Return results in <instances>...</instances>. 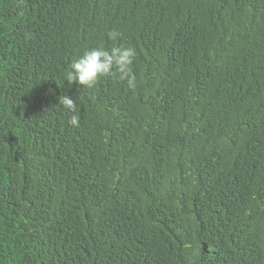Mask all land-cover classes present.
Segmentation results:
<instances>
[{
    "label": "trees",
    "instance_id": "16d2710c",
    "mask_svg": "<svg viewBox=\"0 0 264 264\" xmlns=\"http://www.w3.org/2000/svg\"><path fill=\"white\" fill-rule=\"evenodd\" d=\"M0 264H264V0H0Z\"/></svg>",
    "mask_w": 264,
    "mask_h": 264
},
{
    "label": "clouds",
    "instance_id": "9594fccd",
    "mask_svg": "<svg viewBox=\"0 0 264 264\" xmlns=\"http://www.w3.org/2000/svg\"><path fill=\"white\" fill-rule=\"evenodd\" d=\"M109 36L112 40H116L119 37V33L112 31ZM136 56V49L130 46L108 49L100 45L86 49L77 60L70 64L64 73L65 80L69 85L76 84L92 88L101 78L111 75L115 69L121 80L127 81L130 87L134 86L135 75L132 65ZM59 103L74 112L69 123L73 126H78L79 116L75 114L76 101L71 96L64 95L60 97Z\"/></svg>",
    "mask_w": 264,
    "mask_h": 264
}]
</instances>
